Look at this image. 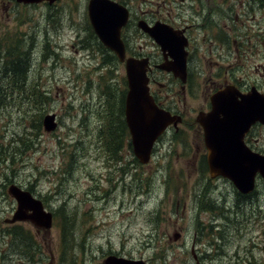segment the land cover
<instances>
[{
    "label": "rangeland",
    "instance_id": "rangeland-1",
    "mask_svg": "<svg viewBox=\"0 0 264 264\" xmlns=\"http://www.w3.org/2000/svg\"><path fill=\"white\" fill-rule=\"evenodd\" d=\"M114 1L133 13L129 37L136 17L164 16L167 1L173 7L180 0ZM15 2L0 0V60L8 52L21 54L31 45L34 56L24 90L0 107V147L8 148L11 140L23 137L30 141V148L22 150L17 142L10 150L0 149V229L16 210L7 193L10 185L35 192L48 211H58L60 223L65 217L68 226V242L61 250L59 221L37 235L36 228L26 224L36 250L31 261L20 256L18 264H102L110 255L146 264H195L192 247L203 256L202 264H264V183L258 181L256 193L246 200L228 181L212 180L203 166L202 181L196 186L195 160L179 159L174 156L178 150L166 148L157 151L153 161L137 167L134 179L109 180L110 174H116L107 166L110 157L127 161L132 155L127 147L130 138L123 134V66H117L115 57L112 62L108 52L102 56L87 36L91 33L88 0H59L52 5ZM238 6L234 4L235 12ZM137 36L135 50L144 41ZM83 37L86 50L79 46ZM202 54L200 50L198 58ZM202 64L194 69L195 81L184 89V95L175 87L177 103L189 113L209 94L205 80L212 74L211 68ZM258 77L249 71L246 78ZM27 85L47 96L41 105L32 103L34 95ZM260 91L264 93V86ZM48 114L56 116L57 128L45 133L41 125L37 131L33 125ZM113 138L123 147L112 152V147L104 146ZM252 138L255 151L262 154L264 127L257 128ZM187 154L188 149L184 156ZM157 162L167 168L161 169ZM211 200L217 204L225 201L226 206H216ZM199 202L202 209L213 204L214 212L228 220L229 245L220 258L210 255L213 252L205 240L195 239L197 223L207 224L209 219V214L197 208ZM237 208L244 209L243 215L236 216L239 223L232 215ZM2 233L0 230V263L2 249L8 248ZM174 234L180 235L177 241ZM254 243L259 249H253Z\"/></svg>",
    "mask_w": 264,
    "mask_h": 264
},
{
    "label": "flooded vegetation",
    "instance_id": "flooded-vegetation-1",
    "mask_svg": "<svg viewBox=\"0 0 264 264\" xmlns=\"http://www.w3.org/2000/svg\"><path fill=\"white\" fill-rule=\"evenodd\" d=\"M234 4L239 5L238 12H235ZM126 8L129 12V21L121 29L120 33L126 56L146 60L149 94L157 107L174 117L164 133L153 143L151 161H153L154 154L160 149L178 150V153L174 156L179 159H184L185 157L195 160V185L199 186L202 181L201 168L203 166L207 168V149L205 146L204 131L199 124V119L200 116L205 117L204 115L211 111V95L227 86L236 87L241 93H247L252 87H255L257 91L263 93L260 89L264 86V0H180L173 7L172 2L167 1V7L165 5L163 7L164 16L152 15L150 20L136 17L132 26L134 30L130 29L129 37L128 30L133 20V13L130 12L128 7ZM140 22H144L147 27H153L155 23L159 22L171 28L174 32L171 33L172 35L179 37L185 53V72L182 75L183 79L173 71L161 69L162 66L172 62L171 57L168 55L169 52L163 51L149 34L139 28ZM87 25L91 31V33H87V36L92 37L101 55L103 56L105 52H108L109 54H106L111 59L116 57L111 51L99 43L91 28L89 19L87 20ZM137 35H141L144 41L142 42V46L135 50L134 40L138 37ZM175 45L178 48V45ZM79 46L83 50L87 49L84 37L80 40ZM232 46L233 49L234 46L238 47L233 51ZM200 50L203 51V54L198 58V52ZM115 59L117 60V58ZM202 61L211 68L212 74L205 80V82L208 81L207 87L209 94H207L203 101L204 103L197 110L189 113L187 109H183L177 103L179 93L175 87H179L182 90L181 94L184 95V89L191 86V83L195 81L194 69L203 66ZM117 62V66H123L119 61ZM249 71H252L254 74L257 73L259 77L247 80L246 77ZM236 72H239L241 75H236ZM259 79L261 82H259ZM121 102L122 118L125 128L123 134L131 139L124 120V101L122 100ZM257 128L262 127L256 125L252 129L256 130ZM251 136V133H248L244 141L250 148L252 147L254 149L255 145L253 141L256 140H253ZM114 138L111 142L107 140L104 148L107 147L110 149L112 147L113 152L123 147L121 143L117 144ZM112 142H114L113 146ZM127 147L130 154H132L127 161L114 159L116 155L110 157L107 162L105 160L108 168L116 170V174H119L117 176H115L116 174H110L111 178L109 180H114L115 177L122 180L123 177L127 176L134 179L136 176V169L141 165L134 156L131 140ZM186 149H188V154L184 156ZM157 165L161 169L167 168L158 162ZM36 197L42 201L40 196ZM196 198L198 197L194 199ZM247 199L248 196H246ZM211 201L216 206H226L225 201H222L220 204H217L216 200ZM213 204H211L209 209H202L200 202L198 203L197 208L201 212L209 214V219L207 224L198 222L194 234L195 239H203L210 245L213 252L210 255L220 258L224 255L223 248L229 245L227 243L230 239H227V237L230 231H227L228 220L214 212ZM43 205L47 209L48 205L45 203ZM224 210L227 211L226 208ZM52 216L53 220L57 221L58 211L56 210L55 212L52 209ZM9 221L10 219L6 218L3 228L0 229L3 232V237L7 238L8 244V248L2 249L0 264H13L16 261V264H18L20 256H24L26 259L22 233H26L25 225H29L30 223L17 222L11 224ZM42 232L45 231L36 229V235ZM251 245L253 249H256L255 247L258 248L256 243ZM31 250L35 253V249L32 246ZM191 255L192 259L193 257L196 259L194 263L202 264L203 256L199 252H195L193 247L191 248Z\"/></svg>",
    "mask_w": 264,
    "mask_h": 264
},
{
    "label": "water",
    "instance_id": "water-1",
    "mask_svg": "<svg viewBox=\"0 0 264 264\" xmlns=\"http://www.w3.org/2000/svg\"><path fill=\"white\" fill-rule=\"evenodd\" d=\"M15 1L29 5L47 2L51 5L58 0ZM87 16L96 37L124 64L127 83L125 121L131 135L134 154L141 164H146L154 141L173 118L159 109L149 96L146 60L126 57L120 33L121 28L127 23L128 11L112 0H88ZM139 28L149 34L163 51L169 52L172 62L161 69L173 71L183 79L185 53L179 37L172 35L171 33H174L172 29L159 22L153 27H147L144 22H140ZM211 105V112L204 115L205 117L200 116L199 119L208 150L207 164L210 177L227 178L240 193L249 194L254 189L256 174L264 181V155L248 149L243 143V138L253 124L264 125V96L255 88H251L248 94H240L234 87L229 86L211 96ZM54 120V115L44 116L42 127L45 133L55 130ZM7 193L17 204L10 223L28 221L37 228L50 229L51 214L43 210L40 201L16 185H10ZM178 238L179 234L173 235L174 241ZM103 264L145 263L141 260L108 256Z\"/></svg>",
    "mask_w": 264,
    "mask_h": 264
},
{
    "label": "trees",
    "instance_id": "trees-1",
    "mask_svg": "<svg viewBox=\"0 0 264 264\" xmlns=\"http://www.w3.org/2000/svg\"><path fill=\"white\" fill-rule=\"evenodd\" d=\"M33 45L28 47V49L21 54H10L9 52L1 57L0 60V107H3L5 100L11 99L12 95L17 92H22L24 90L23 86L28 83L31 75L32 69V60H33ZM13 51V50H12ZM113 59V58H112ZM31 65V68H30ZM30 70V71H29ZM29 77V78H28ZM28 87V85H27ZM33 95L34 99H32L33 104L41 105L44 101L42 99H46L47 96L44 93H41L40 90L36 87L29 88ZM125 94V93H124ZM124 99V95H123ZM42 115L37 124L33 126L37 131L41 130L42 125ZM20 142L22 146V150L30 148V141L25 140L23 137H19L16 140H11L8 144V148H1V151L6 149H12V144ZM264 153V152H263ZM243 214H234L233 217L235 220L239 221L236 216ZM60 220V217L58 216ZM63 222H61L63 237L68 236L67 224L65 222V217H62ZM239 223V222H238ZM23 237V247L26 255V260L31 261L33 258L34 251L30 250L31 246L34 244V239L28 231L26 233H22Z\"/></svg>",
    "mask_w": 264,
    "mask_h": 264
}]
</instances>
